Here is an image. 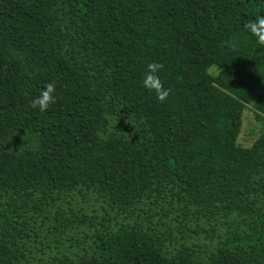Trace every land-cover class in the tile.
<instances>
[{"label":"trees","instance_id":"obj_1","mask_svg":"<svg viewBox=\"0 0 264 264\" xmlns=\"http://www.w3.org/2000/svg\"><path fill=\"white\" fill-rule=\"evenodd\" d=\"M259 15L264 0H0V264H264V129L236 143L244 110L264 123V46L243 27Z\"/></svg>","mask_w":264,"mask_h":264},{"label":"clouds","instance_id":"obj_2","mask_svg":"<svg viewBox=\"0 0 264 264\" xmlns=\"http://www.w3.org/2000/svg\"><path fill=\"white\" fill-rule=\"evenodd\" d=\"M252 36L256 37V43L260 46H264V15L257 16L254 20H249L243 25ZM229 46L235 49L237 47L234 41H229ZM164 69V64L161 62H150L147 64L146 72L143 76L142 86L148 92L154 93L157 101L165 102L172 89L165 88L162 82L159 72ZM223 69L217 65L212 66V70L208 72L210 76L218 77ZM55 84L48 83L44 86V89L35 97L30 106L33 109H38L40 112L46 111L50 105L56 102L55 96Z\"/></svg>","mask_w":264,"mask_h":264},{"label":"rangeland","instance_id":"obj_3","mask_svg":"<svg viewBox=\"0 0 264 264\" xmlns=\"http://www.w3.org/2000/svg\"><path fill=\"white\" fill-rule=\"evenodd\" d=\"M212 70V67L209 69ZM264 129V123L257 121L251 111L244 110L241 117L240 130L236 138V143L240 146H249L255 138L259 135L261 130ZM71 250L77 247L73 242L69 243Z\"/></svg>","mask_w":264,"mask_h":264}]
</instances>
